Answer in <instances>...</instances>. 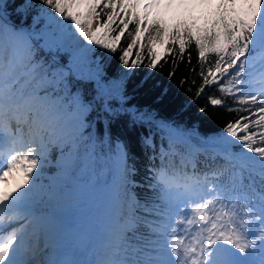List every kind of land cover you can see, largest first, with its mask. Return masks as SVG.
Returning <instances> with one entry per match:
<instances>
[{"label":"snow or ice","instance_id":"snow-or-ice-1","mask_svg":"<svg viewBox=\"0 0 264 264\" xmlns=\"http://www.w3.org/2000/svg\"><path fill=\"white\" fill-rule=\"evenodd\" d=\"M38 5L0 0V264H264V0ZM117 51L111 72L104 56ZM183 63L199 80L180 79L196 89L187 104L150 80L165 64L171 80ZM139 90L152 106L134 102ZM201 98L239 115L193 144L173 113ZM95 123L102 138L86 134ZM117 124L129 135L113 138ZM131 134L151 152L142 180ZM52 149L60 171L45 176ZM97 164L110 182L97 183ZM71 198L96 208L80 231L60 211ZM85 238L99 258L61 252Z\"/></svg>","mask_w":264,"mask_h":264},{"label":"trees","instance_id":"trees-1","mask_svg":"<svg viewBox=\"0 0 264 264\" xmlns=\"http://www.w3.org/2000/svg\"><path fill=\"white\" fill-rule=\"evenodd\" d=\"M23 0H7V3L12 4H20ZM34 3H37L38 0H33ZM39 6V5H38ZM9 12L11 11V8L8 9ZM41 25H43V20L41 21ZM128 37L124 38V42L120 45V48L123 49L127 46ZM99 54V53H98ZM121 54L120 51H117L114 56H110L108 54H105L104 60L105 63H107L110 66L111 72H114L116 69L120 67L117 58ZM147 55V53H145ZM211 58V57H210ZM196 64L195 59V52L193 50V60L192 65L194 66ZM171 67V64H165L162 68H157L150 77V80H155L160 85L167 87L171 90L172 95L177 99L179 103L187 104L189 101H193L194 99V93L196 89L192 87L190 84H185L184 86L180 85V79L182 77H190L192 79H197V83H199L198 78H196L192 73L188 71L189 65L186 63L180 64L179 71H177L175 77H173L171 80L168 79V71ZM149 70L147 68H140L136 70L137 75L133 78L132 81H129V91L133 90V83L135 80L142 79L143 74L148 72ZM110 72V74H111ZM73 88H79L81 90V93L85 97H91L94 95L93 88L84 82H77L73 81ZM189 88H191V91H189ZM220 95V94H217ZM134 102L141 106H152L153 101L150 98V94L146 90H139L137 92V95L134 99ZM207 107L208 110L200 113L199 108L200 107ZM96 113L93 112L88 119L92 120L95 117ZM175 115L176 119L183 123L185 127H187L192 133V141L199 144L200 138H208L214 135L219 134L220 130L223 129L224 125L230 121L233 120L236 115H239V113H229L222 107H211L207 105V101L203 98L196 100L194 103H192L190 106H188L186 109L178 111L173 113ZM87 132H92L95 136L102 138L105 132V129L102 124L95 123V127L89 128L86 130ZM113 138L116 136H125L129 135L126 133L124 127L122 124H117L112 128ZM157 143H159V140L157 138ZM131 147L132 151L135 154L134 160L136 167L139 169L138 179H143L146 175V165L149 164V155H151V152L146 149H141L137 137L135 134H131ZM59 156V151L57 149H52V151L49 154V159L51 161V164L46 167L45 169V176H55L59 174V165L57 163V158ZM197 159H203L202 157L197 155ZM107 168V165L105 164H97V183H103L104 181L111 180L110 173L105 172L104 170ZM103 173V175H101ZM84 179H87V176L84 177ZM47 183V181H45ZM139 197L143 200L147 192L143 188L136 189Z\"/></svg>","mask_w":264,"mask_h":264},{"label":"rangeland","instance_id":"rangeland-1","mask_svg":"<svg viewBox=\"0 0 264 264\" xmlns=\"http://www.w3.org/2000/svg\"><path fill=\"white\" fill-rule=\"evenodd\" d=\"M259 72V65H257V73ZM255 79L256 80H258L259 79V75H257L256 77H255ZM94 207V208H93ZM96 211V208H95V206L89 201V204H88V208H87V210L85 211V216H82L81 218H80V220H79V222L78 223H76L75 224V227H74V225H73V227H69L72 231H80V230H82V227H83V222H84V220H85V218L92 212V213H94ZM84 240V239H83ZM98 242V241H97ZM98 246H99V244H98ZM97 250H98V252H99V248H96ZM49 252L51 253V249H49Z\"/></svg>","mask_w":264,"mask_h":264},{"label":"bare ground","instance_id":"bare-ground-1","mask_svg":"<svg viewBox=\"0 0 264 264\" xmlns=\"http://www.w3.org/2000/svg\"><path fill=\"white\" fill-rule=\"evenodd\" d=\"M91 214H92V212L89 215H91ZM87 247H89V248H94V247L99 248L97 239L96 238H85L84 240H82L79 243L78 246L74 247V250L77 253L78 251H80V249H86ZM96 250L97 249H95V251ZM97 254H98V251H97Z\"/></svg>","mask_w":264,"mask_h":264}]
</instances>
